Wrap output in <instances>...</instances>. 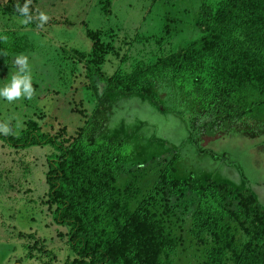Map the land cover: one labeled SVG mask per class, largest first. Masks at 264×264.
Segmentation results:
<instances>
[{"label":"trees","instance_id":"obj_1","mask_svg":"<svg viewBox=\"0 0 264 264\" xmlns=\"http://www.w3.org/2000/svg\"><path fill=\"white\" fill-rule=\"evenodd\" d=\"M103 1L98 0V7L107 10L109 1L107 5ZM24 3L7 0L0 17L8 12L18 16L17 7ZM35 4L29 0L33 23L18 27L54 23L49 18L41 23ZM194 4V10L205 14L203 28L185 18L180 26L172 20L171 30L162 22L159 34L135 32L122 39L113 28L84 22L91 42L88 51L65 45L51 49L49 78L60 81L84 73L89 82L98 79L104 88L98 93L97 84H92L90 113L75 127L32 122L17 134L11 129L0 132V141L15 150L52 149L46 156L47 188L39 202L52 223L62 227L58 235L66 249L30 245L27 240L21 245L22 258L44 255L55 264H177L178 248L189 236L200 252L198 264H264V210L252 193L239 192L241 205L216 192L197 194L189 180L171 175L176 164L172 153L128 166V145L108 132L124 123L112 120L113 113L128 103L124 98L141 94L157 101L148 79L159 75L189 91L199 106L188 112L191 135L186 140L203 134L211 140L231 133L264 137V0ZM67 63L73 66L66 67ZM84 91L71 90L75 94L58 102L62 120L84 110L77 108L74 98H84ZM200 117L203 121L197 127ZM149 143L154 146L153 140ZM153 168L156 179L144 185L146 170ZM196 215L200 221L194 228Z\"/></svg>","mask_w":264,"mask_h":264},{"label":"rangeland","instance_id":"obj_2","mask_svg":"<svg viewBox=\"0 0 264 264\" xmlns=\"http://www.w3.org/2000/svg\"><path fill=\"white\" fill-rule=\"evenodd\" d=\"M6 1L0 0V7ZM103 2L108 4L107 10L98 7V0H36L35 8L39 15L43 12L54 20L52 25L40 27L37 24L18 27L22 24L20 17L11 12L7 17H0V87L19 72L16 58L24 56L29 64L33 88L30 99L23 95L13 101L0 97V125L7 126L15 134L32 122L48 123L50 126L64 122L75 127L86 112L90 113L88 97H92L94 91L92 84H97L98 93H102L104 84L98 79L89 82L84 73L55 81L49 78L51 75L47 67L50 66L47 63L53 47L65 45L89 50L91 42L85 36L84 22L94 28H113L116 36L122 39L132 37L135 32L159 34L162 22L171 30L172 20H176L180 26L185 18H192L201 28L205 25L203 11L194 10L197 0H193V5L192 0ZM69 64L73 66L67 63L66 67L70 68ZM166 79L159 75L148 79L155 91L156 102L136 94L124 98L128 103L121 106L120 112L113 113L114 124L124 123L108 132L113 134L115 140L128 145L125 163L129 166L149 160L153 155L172 153L176 164L171 175L189 180L192 191L197 194L216 192L219 197L234 198L233 201L237 203L243 198L239 192H250L264 210V137L250 139L231 133L215 135L211 140L210 136L203 134L199 139L193 135L191 140H186L187 135H191L188 112L198 110L199 106L189 91L175 86L170 78ZM78 88L85 90V97L74 98L78 103L77 108L84 110L62 120L63 112L56 110V106H62L58 102L75 94L69 92ZM108 118H112V115ZM202 121L200 117L197 127ZM109 136H105V139ZM151 140L154 143L152 147L148 145ZM200 146L205 148L204 152L199 151ZM51 152L50 146H32L19 151L0 141V264H16L17 260L20 264H55L54 260L44 255L38 259L35 256L22 258L24 251L21 245L27 240L30 245L37 242L47 248L66 249L58 235L62 227L58 228L52 223L50 213L45 209L42 212L39 202L47 188L44 172L46 156ZM188 175L194 178L189 179ZM155 177V168L147 169L142 182L144 185L150 184ZM193 221V227H198L200 218L196 215ZM195 249L190 237H185L178 248L177 264H198L200 252ZM56 255L55 261L60 257L58 253Z\"/></svg>","mask_w":264,"mask_h":264},{"label":"clouds","instance_id":"obj_3","mask_svg":"<svg viewBox=\"0 0 264 264\" xmlns=\"http://www.w3.org/2000/svg\"><path fill=\"white\" fill-rule=\"evenodd\" d=\"M17 12L20 16V23L28 24L32 21L33 17L29 12V0H25L22 6L17 7ZM48 19L47 15L43 12L39 15L41 23ZM16 63L20 66V70L16 75H13L11 80L0 87V97H3L7 101H13L23 95L25 98H31L33 88L31 85V76L29 71V64L27 58L24 56H18ZM9 129L5 125H0V132L8 133Z\"/></svg>","mask_w":264,"mask_h":264}]
</instances>
